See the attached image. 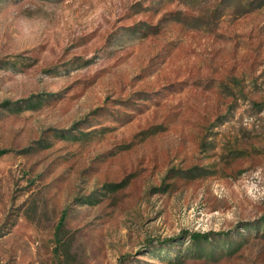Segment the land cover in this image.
I'll return each mask as SVG.
<instances>
[{"label": "rangeland", "instance_id": "374dc122", "mask_svg": "<svg viewBox=\"0 0 264 264\" xmlns=\"http://www.w3.org/2000/svg\"><path fill=\"white\" fill-rule=\"evenodd\" d=\"M2 149L0 264H264V0H0Z\"/></svg>", "mask_w": 264, "mask_h": 264}, {"label": "trees", "instance_id": "16d2710c", "mask_svg": "<svg viewBox=\"0 0 264 264\" xmlns=\"http://www.w3.org/2000/svg\"><path fill=\"white\" fill-rule=\"evenodd\" d=\"M7 105H9V104L8 103L4 104L5 107ZM33 105H38V103L37 104H32L29 101V102H26V105L24 107H25V109H29ZM15 109L16 110H21V109H24V108H18V107H16ZM5 153H7V150H3V149L0 150V157L3 156ZM195 171L197 172V171H200V170H198V169H191V170L186 171L184 173L187 174V175H192L191 178H197V177H202L203 176V174H201L200 172H197L196 175L193 174ZM124 185L125 184H122V183L121 184L120 183L119 184H115V185L110 184V185H106V188H107L108 191L116 192L117 190L123 188ZM65 215H66V212L64 210L62 212V214L60 216V220L58 222V226H57V229L58 230L61 229V227H62V225L64 223ZM210 236H211V233H209V232H207V233L194 232V233H192V234L189 235V240H190V242H192V244H195V245H197L199 247L202 244L209 243L210 242ZM199 253H200V251H199ZM200 256H204V255L200 254Z\"/></svg>", "mask_w": 264, "mask_h": 264}]
</instances>
